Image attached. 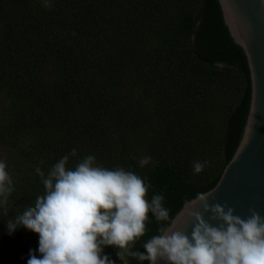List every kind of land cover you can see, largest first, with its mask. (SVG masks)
Wrapping results in <instances>:
<instances>
[{
	"label": "trees",
	"instance_id": "16d2710c",
	"mask_svg": "<svg viewBox=\"0 0 264 264\" xmlns=\"http://www.w3.org/2000/svg\"><path fill=\"white\" fill-rule=\"evenodd\" d=\"M0 0V161L13 181L0 207V264L37 257V234L7 220L43 195L41 178L76 149L132 170L171 214L218 181L242 136L250 76L218 0ZM150 155L156 162L140 167ZM194 161H207L193 173ZM150 221L152 220L149 214ZM155 220L136 244L141 252ZM115 249L104 254L121 264ZM129 264H138L130 260ZM143 264H148L147 261Z\"/></svg>",
	"mask_w": 264,
	"mask_h": 264
},
{
	"label": "clouds",
	"instance_id": "9594fccd",
	"mask_svg": "<svg viewBox=\"0 0 264 264\" xmlns=\"http://www.w3.org/2000/svg\"><path fill=\"white\" fill-rule=\"evenodd\" d=\"M76 156L73 149L47 174L37 167L43 195L7 220L9 235L23 227L39 237V257L30 250L27 264H115L104 254L106 247L116 250L121 264L130 260L138 264H264V217L253 208H249L247 218H241L227 205L210 206L208 198L215 191L210 190L187 200L173 216L163 194L148 199L151 185L134 171L104 167L93 155L69 167L70 157ZM207 163L194 161L193 173H201ZM139 164L156 166L150 155L142 157ZM13 191L6 164L0 161V207L4 215L8 214ZM197 205L202 213L193 210ZM153 219L157 234L143 243V252L135 250ZM189 222L190 236L181 228Z\"/></svg>",
	"mask_w": 264,
	"mask_h": 264
},
{
	"label": "water",
	"instance_id": "95a60500",
	"mask_svg": "<svg viewBox=\"0 0 264 264\" xmlns=\"http://www.w3.org/2000/svg\"><path fill=\"white\" fill-rule=\"evenodd\" d=\"M218 4L230 37L245 55L251 93L242 136L210 189L215 191L208 203L227 205L241 218L248 217L249 208L264 217V0H218ZM193 210L203 211L200 205ZM204 218L208 220V215ZM181 228L190 236L191 222Z\"/></svg>",
	"mask_w": 264,
	"mask_h": 264
},
{
	"label": "rangeland",
	"instance_id": "374dc122",
	"mask_svg": "<svg viewBox=\"0 0 264 264\" xmlns=\"http://www.w3.org/2000/svg\"><path fill=\"white\" fill-rule=\"evenodd\" d=\"M198 0H182V3L185 7L190 8L192 11L196 9V2Z\"/></svg>",
	"mask_w": 264,
	"mask_h": 264
}]
</instances>
